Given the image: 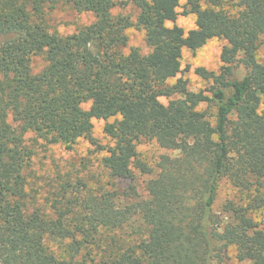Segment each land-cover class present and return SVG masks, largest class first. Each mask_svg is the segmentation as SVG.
Listing matches in <instances>:
<instances>
[{
  "label": "trees",
  "instance_id": "obj_1",
  "mask_svg": "<svg viewBox=\"0 0 264 264\" xmlns=\"http://www.w3.org/2000/svg\"><path fill=\"white\" fill-rule=\"evenodd\" d=\"M131 2L140 9L136 23L114 15L115 0H0V264H225L232 246L240 261L264 264V219L252 216L264 199L228 202L224 217L214 211L222 180L251 194L264 178V0H186L182 13L181 0ZM60 4L95 21L60 35L48 19ZM181 14L195 15L196 27L179 26ZM131 27L145 32L148 54L124 52ZM214 38L227 41L221 71L195 69L210 88L191 91L183 77L171 84L184 50ZM38 55L47 66L35 74ZM95 119L106 121L112 146L98 145ZM30 132L68 149L88 138L106 151L115 181L133 179L135 165L152 172L138 159L141 139L180 154L161 157L146 199L119 205L117 192L69 195V184L52 217L28 206ZM54 239L69 241L64 257L47 246Z\"/></svg>",
  "mask_w": 264,
  "mask_h": 264
},
{
  "label": "rangeland",
  "instance_id": "obj_2",
  "mask_svg": "<svg viewBox=\"0 0 264 264\" xmlns=\"http://www.w3.org/2000/svg\"><path fill=\"white\" fill-rule=\"evenodd\" d=\"M117 6L113 10L114 15L129 17L133 22H137L140 14V9L135 6L131 0H115ZM182 8L179 11H184L186 0H181ZM225 8L231 12H236V8L230 5H225ZM49 25L52 31H57L60 35H71L76 33L84 26L90 25L95 21V15L91 12H79L71 6L60 4L58 8L48 16ZM178 25L184 28L186 32L196 27V16L181 14L178 17ZM168 26H173V23H168ZM129 36L128 47L124 49L125 53L130 52V48L137 47L142 54H148L151 49L147 45L145 32L131 27L127 30ZM227 45V41L214 38L206 45L198 49L196 52L184 50L182 56V73L176 78L171 79L170 83L174 84L178 78L183 77L187 80L189 90L199 92L210 88V83L202 79L195 73L197 67H205L210 71L219 73L223 63L221 62V53L223 47ZM259 59L264 61V47L259 51ZM47 66V61L43 55L34 56L32 59L33 73L42 72ZM239 78L246 74L243 66L236 69ZM173 98H181L180 95H175ZM161 102L168 104L169 100L166 97H161ZM84 109L88 110L91 103H85ZM203 108H206L204 106ZM212 114H216V107H209ZM260 113L264 112V95L259 109ZM116 118H112L109 122H114ZM106 121L94 120V138L98 141V145L112 146L113 140L104 132ZM27 143L33 147L34 157L32 168L27 171L26 178L28 181L27 190L30 195L29 209L31 211L40 209V211L53 217L54 204L58 202L65 193L64 187L69 186V195L72 192H81L85 195L93 194L100 196L106 192H117L118 204L126 205L137 203L140 200L148 197V180L155 178L159 173L158 163L164 155L176 157L180 154L179 151L165 149L161 147L155 140L141 139L137 143L138 159L148 168L151 173L143 172L136 165L133 166V179L125 181H115L109 176L108 170L103 165V157L107 154L105 150H100L88 138H80L72 149L66 148L61 143H49L44 139L38 138L34 133L26 134ZM260 192L251 194L243 193L235 188L230 181L224 179L220 182L217 200L214 205V211L222 217L228 214L225 210V205L228 202H233L236 205H245L252 198L264 199V178L261 181ZM135 188L137 197L131 198ZM252 216L258 222L264 219V206L252 212ZM134 227L139 226V218H134ZM132 227L128 228L131 231ZM126 232V230H124ZM69 241L61 242L48 240L47 246L52 252L58 256L64 257V246ZM225 264H250L242 262L237 258L235 247H230Z\"/></svg>",
  "mask_w": 264,
  "mask_h": 264
}]
</instances>
